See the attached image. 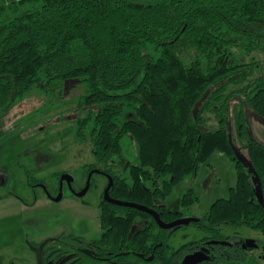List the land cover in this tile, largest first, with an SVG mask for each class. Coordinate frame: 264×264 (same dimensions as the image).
Here are the masks:
<instances>
[{
  "label": "trees",
  "instance_id": "16d2710c",
  "mask_svg": "<svg viewBox=\"0 0 264 264\" xmlns=\"http://www.w3.org/2000/svg\"><path fill=\"white\" fill-rule=\"evenodd\" d=\"M257 51L264 53V0H0V114L34 88L54 94L85 84L76 134L92 140L90 169L113 177L112 197L174 221L183 212L165 200L219 151L235 163L236 184L205 224H192L215 236L222 223L264 234V144L248 114L264 122V75L253 77L256 63L245 61ZM129 139L139 148L133 160ZM195 195L185 194L184 208ZM139 219L148 222L131 237ZM100 220V243L116 253L158 246L163 264H181L197 244L169 253L168 230L157 231L150 215L106 201ZM222 255L245 261L235 250Z\"/></svg>",
  "mask_w": 264,
  "mask_h": 264
},
{
  "label": "rangeland",
  "instance_id": "374dc122",
  "mask_svg": "<svg viewBox=\"0 0 264 264\" xmlns=\"http://www.w3.org/2000/svg\"><path fill=\"white\" fill-rule=\"evenodd\" d=\"M245 61L256 63L253 77L264 75V53L254 52ZM87 93L85 84L54 94L34 88L8 112L0 114V257L4 262L38 264L29 242L44 241V264H161L138 258L123 263L96 261L84 254L102 233L100 200L108 183L106 176L95 173L84 197L73 194L68 186L61 200L50 196L59 187L54 172L67 171L74 177V187L80 189L88 178L87 164L95 161L92 140H82L76 134L78 104ZM248 114L253 136L264 144V122L252 111ZM210 125L216 126L213 122ZM126 149L131 160L139 152L138 144L130 139ZM240 155L250 162L246 150H240ZM27 171L46 184H33ZM235 184V163L218 151L201 165L196 176L181 181L165 203L172 210H183V198L193 189L199 199L185 209V217L203 219L216 200L230 196ZM218 229L228 242H255L256 257L264 259V235L260 230L230 223H222ZM206 235L196 225L178 229L169 241L170 250Z\"/></svg>",
  "mask_w": 264,
  "mask_h": 264
},
{
  "label": "flooded vegetation",
  "instance_id": "af4514ba",
  "mask_svg": "<svg viewBox=\"0 0 264 264\" xmlns=\"http://www.w3.org/2000/svg\"><path fill=\"white\" fill-rule=\"evenodd\" d=\"M251 132H252V130H251ZM93 156H94L95 161L87 164L86 169H87V173H88V178H87L85 185L83 187H81L80 189H77L74 187V185H73L74 184V182H73L74 177H73V175L68 174L67 171L54 172L53 176L55 177L59 187H58L56 194L50 195L52 197V199H54L56 201V198L60 194H62V198H63L64 193H62V191H63L65 186H68L70 188V190L72 191V193L76 194L77 196H79L78 193L82 192L88 186V191L86 192V194H87L93 185V175L95 173L102 174V175L107 177L108 183L106 184V187H105V189L102 193V196H101L100 214H101L103 201H106L107 203H110L112 205L130 207V208H134V209H137L139 211L147 213L148 215L151 216V219H153L155 221V223L158 227L157 231L158 230H168L169 238L167 241V246L169 249V253L175 252L177 249H179L181 246L184 245V244H182L179 248H177L174 251L170 250L169 241L171 239V236L173 235V233L176 230L184 228L188 225H193L192 223L198 222V221L201 222L202 224H205L204 218L203 219L198 218L199 219L198 221H193L190 224L177 225V226H174L172 228H164L159 224L155 215H153L147 211L138 209L136 207L119 205V204H116L114 202H111L110 200H108L105 197L106 190L109 187V185L111 184V180H112V184H111V187L109 189V197L111 199H114V200H120V199H115L110 194V190H111L113 183H114L113 177L111 175H109L105 170L101 169L100 167H94V168L90 169L91 164L97 163V159H96L94 150H93ZM27 174H28V176H29V178L33 184H46V181L44 179L35 177L34 175L31 174L30 171H27ZM63 176L70 178V181L68 178L62 179ZM84 196H79V197H84ZM120 201H124V200H120ZM126 202H132V203L139 204V203L133 202V201H126ZM164 204L168 207V205L165 202H164ZM139 205H143V204H139ZM143 206H146V205H143ZM146 207L155 211L159 215L160 220L165 224H170V223H173V222H175L177 220H181V219L195 218V217H185V209L186 208H184V207H183V210H179V211L172 210L171 208L168 207L169 210H171V211L183 212V215L174 221L167 222V221L162 220L159 212L156 209L151 208L149 206H146ZM99 218H100V215H99ZM146 222H148V221L139 219L137 221L135 227L132 230L131 237H134L136 232L142 226H145ZM100 225H101V229H102V233H101L100 237L93 239L91 241L92 247L90 249H87L84 251V254L87 255L88 257H90L91 259L96 260V261H110V262H114V263H123V262L128 261L131 258H138L140 260H144V261H148V262L157 261V262H160L161 264H163L162 260L157 256L158 246H154L152 248L153 250L150 251V253H145V252L137 251L134 248L133 249L132 248L123 249V248H125L123 245V246H121V249H119V252L116 253L115 250H111V246H107L103 243L101 244L100 241L103 238L104 234L107 233V229H103L102 224H101V220H100ZM196 226L200 227L208 235H206L205 237H203L199 240L190 241V242H197V244L193 247L191 252H189L187 255L184 256L181 264H188V263H186V259L188 256L199 255V254L201 255L200 260L194 264H232V263H234V264H264V263H261V261H264V259H261V261H260V259L256 257L255 252L257 250V246H256L255 242H251L249 244H245L244 242H236V243L228 242L226 240V238L224 237V235L218 229V227L220 225L217 227V232L219 233V236H215L214 233L208 232L207 230L203 229L201 227V225H196ZM44 243H45L44 241L38 242V243L29 242V246L31 247L32 251H34L36 254L38 264H44L43 263V252H44V248H45ZM187 243H189V242H187ZM187 243H185V244H187ZM105 248L107 250L106 253L109 255H103V253H104L103 249H105ZM223 248L231 249L232 251L235 250L236 252H239L240 254L245 255V259H244L245 261L235 260V258L232 259L231 257H224L222 255V249ZM124 256H128V257L122 258ZM1 258L2 257H0V264H16V263L11 262L10 260L4 262V260Z\"/></svg>",
  "mask_w": 264,
  "mask_h": 264
},
{
  "label": "water",
  "instance_id": "95a60500",
  "mask_svg": "<svg viewBox=\"0 0 264 264\" xmlns=\"http://www.w3.org/2000/svg\"><path fill=\"white\" fill-rule=\"evenodd\" d=\"M65 178H68V177H66V176H63V177H62V179H65ZM68 179H69V181H70V178H68ZM111 184H112V180H111ZM111 184H110L109 187L107 188V190H106V194H105V197H106L108 200H110L111 202H114V203H116V204H119V205L132 206V207H136V208H138V209H141V210L147 211V212H149V213L155 215V217L157 218L159 224H160L162 227H164V228H172V227L177 226V225H186V224H190V223L193 222V221H198V220H199L198 218H186V219L177 220V221H175V222H173V223H170V224H165V223H163V222L160 220L159 215H158L155 211H153V210L147 208L146 206L139 205V204L132 203V202H126V201H120V200H114V199H111V198L109 197V189H110V187H111ZM87 191H88V186H87L82 192L78 193V195H79V196H84V195L86 194ZM61 199H62V194H60V195L56 198V201H59V200H61ZM200 256H201L200 254H199V255H191V256H188L187 259H186V263H188V264H194V263H196L197 261L200 260ZM232 264H234V263H232Z\"/></svg>",
  "mask_w": 264,
  "mask_h": 264
}]
</instances>
